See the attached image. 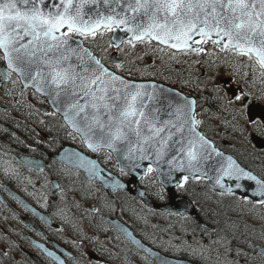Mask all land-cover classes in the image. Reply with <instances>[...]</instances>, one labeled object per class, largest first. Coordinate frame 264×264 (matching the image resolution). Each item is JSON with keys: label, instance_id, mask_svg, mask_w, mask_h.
<instances>
[{"label": "snow or ice", "instance_id": "snow-or-ice-1", "mask_svg": "<svg viewBox=\"0 0 264 264\" xmlns=\"http://www.w3.org/2000/svg\"><path fill=\"white\" fill-rule=\"evenodd\" d=\"M105 33L111 34L108 47L114 50L107 58L120 72L124 62L116 56L127 54L122 44L135 47L155 40L172 49L203 52L201 42L212 40L221 51L255 56L264 77V0H0V59L6 63L0 79L15 73L21 95L29 87L43 94L63 110L93 151L123 153L131 169L147 161L146 172H157L162 189L172 183L174 172L188 173L177 187L206 176L201 168L216 153L221 160L219 167L211 166L215 175L209 179L222 188L225 177L254 181L252 195L264 205V179L231 156L224 158L197 130L202 122L196 119L195 100L173 101L155 84L149 91L148 85L110 70L74 39H102ZM73 57L77 63H72ZM228 103L235 113L233 130L239 128L246 139L264 141V113L253 114L251 93L237 90ZM256 253L264 260V245L257 246ZM48 255L59 260L55 253Z\"/></svg>", "mask_w": 264, "mask_h": 264}, {"label": "trees", "instance_id": "trees-1", "mask_svg": "<svg viewBox=\"0 0 264 264\" xmlns=\"http://www.w3.org/2000/svg\"><path fill=\"white\" fill-rule=\"evenodd\" d=\"M82 38L84 40V43L89 46L90 49L94 51L106 65L114 69L113 63H111L107 58V54L110 53L111 50V48L108 47L110 33H105L102 39L94 40L92 38ZM149 43L154 44L151 41ZM211 44H213V46L215 45L211 40L206 43V45ZM184 53H186L188 57L198 55V53L194 51H187ZM153 56L155 57L154 54ZM198 56L202 60L201 56ZM121 57L124 62V70L123 72H120L119 70L115 69L116 71L130 78H151L164 81L169 85L180 89L186 94L194 96L196 98L198 107L199 99L202 94V89L200 87L201 84L199 85L198 82L187 78V76L179 74L175 68V64L177 62L172 61L171 65L169 66L168 64H166V62H162L161 59H156L155 65H157V69L156 71L151 70L152 77H149L148 75H144L139 72L137 68H134L133 66V63H135L134 61L143 57L142 54L136 55V58H133L131 55L129 58L127 54L121 55ZM249 60H254V58L251 57L249 58ZM214 61H216V56L214 57V60L212 62ZM182 66L185 65L182 64ZM130 68L132 69L131 74H129ZM168 73H170V76H168ZM11 92H16V88L14 86H11ZM0 94V100L5 102L11 110V112L6 115L0 113V118L7 119L10 123H12L13 119H15L16 117L25 119L22 120V122L18 125V128H14L11 125H8L7 127L4 126L5 128L9 129V133L13 135V137L16 135L18 139H20L21 137L27 138V118L34 117V138L36 146L41 145L45 149L53 152L59 150V148L65 144H72L80 148H84L79 136L74 132L70 131L65 126L61 117L58 114H45L46 117L43 118L37 114L39 110L29 106V103L27 101H24L22 103L20 99L18 101L10 100L6 98L3 93L0 92ZM216 95H218V93ZM36 100L38 99L36 98ZM213 101L215 102L216 100L213 98ZM217 108L218 111H221L223 109V106ZM232 122L233 121L230 122L229 129L231 131H234L231 125ZM2 123L3 122L0 121V126L2 125ZM38 131H43L48 135V137L46 138L47 141L37 139ZM4 133L5 132L0 129V134H2L0 136L5 135ZM3 140H5V138ZM216 140L219 139L216 138ZM12 149H18V146L13 147ZM98 159L105 167L116 172L122 178L125 179L127 177L125 173L117 171L114 158L108 151L100 150L98 153ZM75 173L76 171L65 167L54 159H51L46 170L41 174H43L47 182H49L47 179L49 176L56 175L59 179V183L61 186L59 190H55L51 185L49 187V194L53 195V197H51L52 204L57 205L58 209L60 210H65L66 214H79L81 217L87 220V223L90 226L92 225L94 228L108 227L107 223L103 220V216L105 215L119 216L120 218L126 220L130 224V226L139 234V236L149 245L156 247L167 254L185 258H191L188 256L191 253L189 248L187 250L181 247H176V245L172 241L166 243L163 239H160L157 233H148L146 229L163 227L165 223L163 222V219L165 216H168L175 217L176 219H170L169 221H178V226L182 228L184 226H186L185 228H193V230L201 233V235L210 232L213 236L222 234V236H225L224 239H226L227 242H230L232 244H246L249 246H254L255 244L254 239H252V236L249 234L250 232H252L250 225H247L245 228L240 223L244 222L245 220L242 221L241 219H237L238 217L235 218L232 215V213H236L239 210L237 209L236 211V209L232 208L233 211H236L232 212L231 209H227L225 207L224 202H222L221 205L217 204L214 200L219 197H225V195L217 193L210 189L209 186L206 184L205 180L202 178L198 180L189 179L183 187H177V191L179 194L186 195L194 201L195 205L198 208L199 214L201 215L203 220L206 221L208 225L213 228V230H209L208 228L200 226L191 218L190 215L169 213L164 212L160 209L149 207L145 205L140 199L134 197L133 195L123 190H118L116 192L111 193L103 190L98 184H96L94 186L95 189L92 193H86L85 190L90 189L91 184L84 183L85 179L81 174H79L83 180L81 184L75 185L70 191H68L70 189V184H73L72 181L75 180ZM40 180H42V178ZM139 183L142 187H144L148 195H150L155 201L163 203L167 200V193L164 189H162L161 184L159 183V180L155 174V171L151 173H146L145 175L141 176V178L139 179ZM76 192L80 194V197L89 202V204L93 205L94 208H86L76 203L73 198V194ZM65 219L69 223L75 220V218L73 217H65ZM227 220H229V222H236L237 225L225 224ZM60 222L64 224L63 220H61ZM191 259L194 261L200 260L199 257L194 256H192Z\"/></svg>", "mask_w": 264, "mask_h": 264}, {"label": "flooded vegetation", "instance_id": "flooded-vegetation-1", "mask_svg": "<svg viewBox=\"0 0 264 264\" xmlns=\"http://www.w3.org/2000/svg\"><path fill=\"white\" fill-rule=\"evenodd\" d=\"M15 78L16 76L11 74L8 80L15 83L19 92V81L17 80V83ZM2 83L3 80L0 79V88L5 90V96L16 100L19 93H9V86H2ZM237 90L239 89L233 86L228 88L230 94ZM31 92L25 89L22 95L28 98L30 103L35 97V94ZM0 109H7V107L1 102ZM1 120L2 118H0ZM22 120L24 119L15 118L12 124L18 126ZM4 126L7 127L2 123L0 129L6 134L9 133V129ZM208 126L207 123L203 125L204 130L207 132H209ZM32 127L33 120L28 122V140L26 143H24V137L18 139L16 135L14 136L15 139H13L12 144L13 147L18 146V149L13 150L8 139L3 140L4 137H0V264H60L61 261L63 264H156L151 257L133 246L119 230L111 227L107 221L104 222L107 223L108 227H100L92 233L89 231L85 234V230L70 227V223L66 219H62L64 221V224H62L55 216L51 215L50 207L34 200L33 191H36V185L48 183L41 174L44 171L38 172L24 166L14 156V154L34 155L47 159L50 163V158L45 153L49 150L41 145H35L33 141L34 128ZM222 134V128H219V134L212 135L217 145L232 153L244 166L264 179V170L261 171L259 168V166H264V148L253 145L252 149L254 151L251 152L250 157L247 154L248 150L234 146L233 140L226 139ZM216 138L219 140H216ZM44 139L43 136L41 140ZM41 177L42 180H40ZM49 178L47 179L49 180ZM15 194L20 195L34 205L43 213V216L34 213ZM238 199L236 196L233 198V200ZM46 204L49 205V200ZM256 205L261 204L256 203ZM54 208H58V206L54 205ZM242 212L245 214L244 209H242ZM252 216L254 218L251 224L252 232L256 239H261L263 242L261 244L264 245V213H260L259 208H257L252 211ZM135 233L139 235L136 231ZM53 242L57 243L60 248H56ZM257 246L258 244H255L251 250H248V245L233 246V248L242 250V257L246 260L244 261L242 258L241 264L243 262L264 264V260L257 256ZM246 249L248 251H245ZM48 252L55 253L59 260L56 261L52 256H49ZM32 256L39 259L41 263ZM198 264L204 263L198 262Z\"/></svg>", "mask_w": 264, "mask_h": 264}, {"label": "rangeland", "instance_id": "rangeland-1", "mask_svg": "<svg viewBox=\"0 0 264 264\" xmlns=\"http://www.w3.org/2000/svg\"><path fill=\"white\" fill-rule=\"evenodd\" d=\"M121 47L126 49L127 55L129 53L128 55L129 58L130 55L133 58H136V55L142 54L143 57L134 61L135 63H133V66L134 68L136 67L139 72H141L144 75H148L149 77H152L151 70L156 71L157 69V65H155L156 59L158 60L161 59L162 62L164 60L168 61V59L177 62L175 64V68L179 74L187 76V78H190L191 80L198 82L199 85L201 84L200 87L202 89V94L199 99L197 114L201 118L202 123L205 124L207 123L209 125L208 134L210 136L219 134V128H222L223 131L222 135L228 140L232 139L234 146H237L238 148L244 150L247 149L248 150L247 154L251 157V152L254 151L252 149L253 147L251 146V144H249V139H246L244 135H241L239 128H237L235 131L232 132H230V130L229 131L226 130L229 129L230 122L233 121V116L235 115V113L232 111L231 106L228 103V99L232 95L228 92V88L233 86L244 92H250L253 99H255L256 97H260L261 95H264V77L261 76V70L254 60H249L248 56L240 55L235 52L221 51V47L215 45L213 46V44L208 45L207 50L204 52V54L202 53L200 55L202 60L199 58L198 55L188 57V55L183 54L182 56H176L175 53L161 50L157 45L149 44L148 42L136 43L135 47L123 44V46L121 45ZM153 54L155 55V57L153 56ZM119 56L121 55H117L116 58L117 59L120 58ZM215 56H216V61L212 62ZM110 62L112 63V61ZM181 62H184V64L186 65L182 66L183 63ZM168 76H170V73H168ZM223 78H228V81L222 82ZM205 93L208 95L211 94V96L217 101V107L223 106V109L219 111V114H214L212 112L209 114V112L205 110V105H204ZM217 93L218 95H216ZM24 97L25 96L19 97L20 101L22 103L24 101H27L29 103L28 105L32 107L29 99L26 98L24 100ZM259 101H263L264 103V99ZM37 114L43 118L46 117L45 113H42L41 111H39ZM31 120L34 121L35 120L34 117H31L29 122ZM241 122H243V117H241ZM32 128H35L34 122ZM34 132L35 130L33 131V135ZM4 134H5L3 135L4 138L8 139V142H10L11 140L10 143L12 144L13 139H15L13 135H11L10 133L7 134L4 133ZM38 138L42 139L40 134H38L37 139ZM27 140L28 138H24V143H26ZM44 140L47 141V139ZM33 141L35 142L34 136H33ZM259 168L261 169V171L264 170V166H259ZM79 174L83 176L81 172L76 170L75 180L72 181L73 184H70V189L68 191H70L75 185L81 184V182L83 181ZM83 178L85 179L84 183L91 184V188L85 190V192L92 193L95 189L94 186L97 183L95 181L87 180L84 176ZM50 185L53 187L51 182L50 183L48 182L47 184L36 185L37 187L35 188V190L37 191V193L36 191H33L35 195V199L33 196L31 197L36 202L38 201L40 204L45 205L46 207L47 206L50 207V210L52 211L51 215L55 216L58 219V221L65 219V217L75 218V220L71 221L70 223V227L72 228L85 230L84 231L85 234L88 233L89 231L92 233L94 230L97 229L94 228L92 225L90 226L87 223V220L81 217L79 214H66L65 210L54 208V204H52V200H51V197H53V195L49 194ZM79 195L80 194L77 192L73 194V198L76 203L86 208L87 207L92 209L94 208L93 205L89 204V202L84 200ZM227 199L229 198L219 197L216 198V200L214 199L213 200L220 205L222 202H229L230 203L229 206H226L227 209L233 208L236 209L237 211V209L240 208V206L236 207V205H233L234 204L233 202L235 201H228ZM48 200H49V205L46 204ZM240 203L245 205L243 207L245 209V216H244L245 221L240 222L245 228L247 225H251V223L254 221V218L252 216V211L254 209L259 208V212L264 213V205H256L253 202L244 201V200H241ZM236 211L234 210L232 212H236ZM232 215L235 218L238 217L237 219L244 218L242 209L239 212L237 211L236 213H232ZM170 219L176 220L175 217L165 216L163 219V222H165L163 227L149 228L146 229V231L148 233H157L160 239H163L166 243L172 241L176 245V247H181L187 250L189 248L191 253L188 256L191 258L192 256L199 257L200 259L199 261L203 262L204 264H239L240 261L242 260L243 258L241 254L242 250L239 248L234 249L233 246H240L246 244L236 245L227 242V240L224 239L225 236H222V234L213 236L212 234L206 233L204 235L203 234L201 235V233L193 230V228L187 227L188 228L187 229L185 228L186 226L182 228L177 225L178 221H169ZM225 224L237 225L236 222H232V221L229 222V220H227ZM249 234L252 236V239L255 237L253 232H250ZM258 239L261 241L260 238Z\"/></svg>", "mask_w": 264, "mask_h": 264}, {"label": "water", "instance_id": "water-1", "mask_svg": "<svg viewBox=\"0 0 264 264\" xmlns=\"http://www.w3.org/2000/svg\"><path fill=\"white\" fill-rule=\"evenodd\" d=\"M48 2L51 3V0H48ZM119 35L121 37H123V39L128 38V35L125 34L124 32H119ZM196 38H199V37H194V39H196ZM74 39L76 40L77 43H80L83 48H86L89 52L93 53L90 50V48L84 44L81 37L74 36ZM213 39H215V37H213ZM153 41H155V40H153ZM155 42H158V41H155ZM190 43H192V47H196L194 42H190ZM165 46H168V45H165ZM73 47H75V44H73ZM168 47H170V46H168ZM176 50H178V49H176ZM72 63H77L75 57L72 58ZM5 67H6V63H5V65L0 64V70H3V68H5ZM126 79H128V78H126ZM133 81L135 83H142V84L148 85L149 91L152 90L151 85L155 84L157 86V91H159L161 89L164 90V95L167 96L168 98L172 99L173 101H181L184 97H187L188 99L195 100L193 97L185 95L183 92H181L180 90H178L176 88H173V87H170L168 85L156 82L154 80H139V81L133 80ZM207 97H208V95H207ZM46 99H47L48 103L50 104L51 108L55 112L59 113L62 116L66 125L72 131L79 134L85 148L91 152V154H88V153L82 151L81 149H79L75 146L65 145L57 153L51 154L50 156L54 157L59 162L65 164L71 168H75V169L81 171L87 179L97 181L98 183H100V185L105 190H109L112 192L116 191L118 189L127 190L129 193L140 198L141 200L144 201L145 204H147L151 207L158 208V209L168 211V212H175V213H179V214H190L192 216V218L197 223H199L200 225L206 226V223L202 220V218L198 214L197 209L194 206V204L192 203V201L187 196L179 195L176 192V185L179 182V178L182 175H186L188 173L174 172L173 173L174 179H173L172 183L166 184L163 186L164 189L168 193V201L166 203L155 202L152 198H150L145 193L144 189L141 188L138 184L139 177L142 174L146 173V168H147V163H148L147 161L140 162L142 166L139 169H131L129 167V161L124 159L123 153L118 155L116 152H113L108 148H101V149H105V150L110 151L112 153V155L114 156V158L116 159L118 169L120 171H122V169H123L124 172H126L130 175V177L127 180H122L116 174L107 170L105 167H103L100 164V162L96 158V155L100 149L97 151H93V149L89 148L87 146V142L82 138V135L79 132H77L76 129L72 126V124H70L65 119L63 110H58L57 107H55L48 98H46ZM252 112H253V114L264 113V106L260 105V104H253ZM162 118L167 119L168 117L166 115L162 114ZM197 130L201 134H203L199 129H197ZM207 139H209V138L207 137ZM253 142L255 143V145L257 147H261V148L263 147L264 148V141H260V142L253 141ZM211 143L216 148L217 152L223 154L224 158L231 156L246 171L252 172L248 168L241 165L240 162L232 154L225 152L222 149L216 147L212 141H211ZM211 155H212L211 160L204 162V165L201 168V171L207 172V175L201 176V177L206 179L207 184L212 189L219 191V192H228V191H226V188L230 186L231 192L238 193L241 196H248L254 200L259 199V197H253V195H252V189H254L256 186L254 181H248L246 179H241L239 181H236L234 179L229 180L227 177H225L223 180V184L225 185L224 188L220 187L219 185H215L214 180L209 179L210 177H213L215 175V172L213 170H211V166L214 165L215 167H219V164L217 163V161L221 160V157H218L216 155V153H212ZM14 156L21 163H23L29 167H32L35 170H40V169L44 168L46 163H47L45 160H43L39 157H36V156H31V155L30 156H23V155H19V154H14ZM178 163H179V161H178ZM165 167H167V166L165 165ZM252 174L257 176L258 178H260L254 172H252ZM158 177H159V175H158ZM159 180L161 183L160 177H159ZM53 181H54L55 187H58L56 180H53ZM236 183H240L242 185V187L237 189L235 187ZM21 201H22V199H21ZM28 206L33 210L34 213L41 215V217L43 216L42 213L39 212L36 208L31 206L30 204H28ZM105 219L114 228L119 230L134 246H136L138 249L142 250L147 255H149L155 261L156 264H197V263L191 262L187 259L176 258L173 256L166 255V254L162 253L161 251L150 247L148 244L144 243L139 237H137L134 234L133 230L127 224H125L123 221H121L118 217H114V218L106 217ZM53 244L56 246V243H53ZM56 247H58V246H56ZM32 257L34 258V256H32ZM55 260L57 261V259H55Z\"/></svg>", "mask_w": 264, "mask_h": 264}, {"label": "bare ground", "instance_id": "bare-ground-1", "mask_svg": "<svg viewBox=\"0 0 264 264\" xmlns=\"http://www.w3.org/2000/svg\"><path fill=\"white\" fill-rule=\"evenodd\" d=\"M1 122H3V124L4 125H11V126H13L14 128H18V126H16V125H14V124H12V123H10L7 119H2L1 120ZM6 123V124H5ZM203 200V199H202ZM213 206V205H212Z\"/></svg>", "mask_w": 264, "mask_h": 264}]
</instances>
